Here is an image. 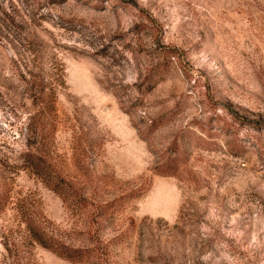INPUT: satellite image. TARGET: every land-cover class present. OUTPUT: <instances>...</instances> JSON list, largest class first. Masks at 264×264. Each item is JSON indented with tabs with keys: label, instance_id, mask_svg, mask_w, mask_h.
Returning a JSON list of instances; mask_svg holds the SVG:
<instances>
[{
	"label": "rangeland",
	"instance_id": "1",
	"mask_svg": "<svg viewBox=\"0 0 264 264\" xmlns=\"http://www.w3.org/2000/svg\"><path fill=\"white\" fill-rule=\"evenodd\" d=\"M0 264H264V0H0Z\"/></svg>",
	"mask_w": 264,
	"mask_h": 264
},
{
	"label": "trees",
	"instance_id": "2",
	"mask_svg": "<svg viewBox=\"0 0 264 264\" xmlns=\"http://www.w3.org/2000/svg\"><path fill=\"white\" fill-rule=\"evenodd\" d=\"M53 70L54 71L50 73L46 71H41L40 74L31 73L34 77L33 79H35L32 81V83L34 84L37 83L36 78L40 76V81L38 84L39 95L38 97L35 96L34 100L37 101L38 104H40L39 106L41 107V112H44L46 110H49L51 112L54 111L56 103V90L58 88L57 86H61L63 82V78L61 77L62 70L54 65ZM38 99L41 101H38ZM24 157L26 164L34 172V174L40 177L51 190L57 193L64 200L67 201V197L74 196L76 194L71 191V189H69L70 191L67 190V185L63 178L52 175V172L50 171L51 167L50 165H47L42 155H30L29 153H26ZM34 237L40 245L47 249H50L60 257L65 258L71 262H81L85 259L84 252L74 250L68 251V249H66L64 246L60 247L58 245H53L52 243H50L48 238L44 236V234L35 232Z\"/></svg>",
	"mask_w": 264,
	"mask_h": 264
}]
</instances>
